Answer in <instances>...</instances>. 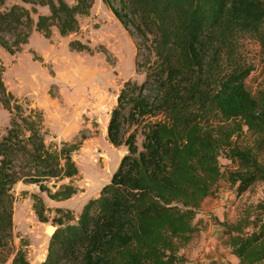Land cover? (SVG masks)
Listing matches in <instances>:
<instances>
[{"label":"trees","instance_id":"1","mask_svg":"<svg viewBox=\"0 0 264 264\" xmlns=\"http://www.w3.org/2000/svg\"><path fill=\"white\" fill-rule=\"evenodd\" d=\"M23 1L31 7L14 2L1 9L0 0V44L10 53L33 29L46 38L53 25L61 35L76 31L78 16L93 3ZM103 1L135 37V70L144 73L141 81H123L109 113L107 139L126 150L77 214L31 193L37 218L55 228L44 255L30 263L26 249L13 246L11 188L21 180L51 198L76 193L70 182L54 191L49 184L77 174L72 151L81 140L47 142L42 110L24 106L6 86L0 61V107L10 113L0 133V264L11 254V264H184L178 251L199 231V207L219 179L237 182L238 193L264 182V84L255 91L247 86L252 66L240 52L247 37L264 46V0ZM68 46L94 50L78 38ZM246 132L250 143L234 139ZM220 155L236 169L225 173ZM257 206L255 219L243 215L224 229L238 264H264V203Z\"/></svg>","mask_w":264,"mask_h":264},{"label":"rangeland","instance_id":"2","mask_svg":"<svg viewBox=\"0 0 264 264\" xmlns=\"http://www.w3.org/2000/svg\"><path fill=\"white\" fill-rule=\"evenodd\" d=\"M14 2L31 7L23 0H5L1 9ZM36 7L38 12L49 11L46 5ZM33 16L35 18L36 13ZM78 20L79 28L66 35H61L55 25L49 38L33 29L28 42L14 53L0 44L4 82L24 106L28 103L42 110L47 129L45 140L58 143L81 140L80 146L72 151L77 174L57 180L55 185L52 181L49 184L54 191L61 182H70L77 187L76 193L64 199L51 198L39 191L35 183L21 180L11 188L14 198L13 246H23L30 263L44 255L48 237L55 227L50 221L37 218L31 193H39L47 206H67L74 214L89 197L98 193L126 150L124 145L115 147L107 139L110 110L125 79L141 81L144 77L142 71L135 70V37L128 33L103 0H93L90 12L79 15ZM71 38L87 42L94 50L70 49L68 41ZM240 52L252 66L246 84L255 91L264 84V46L255 38L247 37L242 39ZM9 119L8 109L1 106L0 133L5 132ZM140 138L138 135V140ZM234 139L243 145L250 143L252 136L246 132ZM261 159L264 162V152ZM218 161L225 173L236 169V163L224 155H220ZM258 203H264V182L256 181L238 193L237 182L226 177L219 179L215 194L206 197L199 207V231L178 251L187 259L184 264H238L239 258L232 252L224 229L243 215L249 214V219H255L260 213ZM49 214H54V210ZM12 256L9 255L2 264H11Z\"/></svg>","mask_w":264,"mask_h":264},{"label":"bare ground","instance_id":"3","mask_svg":"<svg viewBox=\"0 0 264 264\" xmlns=\"http://www.w3.org/2000/svg\"><path fill=\"white\" fill-rule=\"evenodd\" d=\"M55 228V227H54ZM54 230V229H53Z\"/></svg>","mask_w":264,"mask_h":264}]
</instances>
